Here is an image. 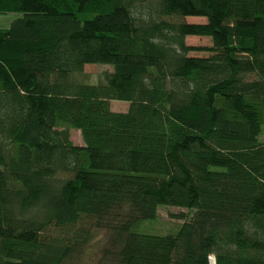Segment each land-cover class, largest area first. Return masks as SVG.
Returning <instances> with one entry per match:
<instances>
[{"label":"trees","instance_id":"obj_1","mask_svg":"<svg viewBox=\"0 0 264 264\" xmlns=\"http://www.w3.org/2000/svg\"><path fill=\"white\" fill-rule=\"evenodd\" d=\"M11 12L0 264H66L99 228L112 264H264V0H0ZM88 63L114 69L91 84ZM161 205L194 212L133 230Z\"/></svg>","mask_w":264,"mask_h":264},{"label":"rangeland","instance_id":"obj_2","mask_svg":"<svg viewBox=\"0 0 264 264\" xmlns=\"http://www.w3.org/2000/svg\"><path fill=\"white\" fill-rule=\"evenodd\" d=\"M19 16V13L11 12L0 15V27H8L11 22ZM192 22H201L199 17H190ZM205 19V18H204ZM186 42L192 46L210 45L209 37L190 35ZM111 64L106 63H88L84 71L77 74V78L91 84H97L104 79V72L113 70ZM129 102L124 100H112L111 107L114 111H127ZM70 138L74 144L83 145L84 139L82 133L77 128H70ZM260 140L264 141V128L260 135ZM194 210L172 205H161L157 209L156 216L153 219H147L137 222L133 230L145 234L167 235L177 233L183 222L189 220ZM114 234V233H113ZM113 234L107 229H94L89 242L83 248L69 259L66 264H112L105 251L109 243L112 242ZM212 264H215V257H210Z\"/></svg>","mask_w":264,"mask_h":264}]
</instances>
